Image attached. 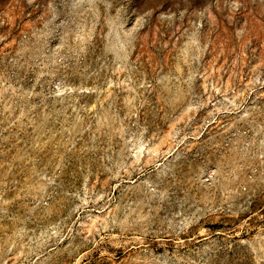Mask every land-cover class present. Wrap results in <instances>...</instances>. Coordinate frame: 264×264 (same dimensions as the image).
<instances>
[{"label": "rangeland", "instance_id": "obj_1", "mask_svg": "<svg viewBox=\"0 0 264 264\" xmlns=\"http://www.w3.org/2000/svg\"><path fill=\"white\" fill-rule=\"evenodd\" d=\"M0 264H264V0H0Z\"/></svg>", "mask_w": 264, "mask_h": 264}]
</instances>
